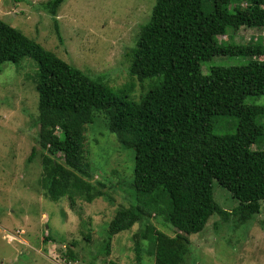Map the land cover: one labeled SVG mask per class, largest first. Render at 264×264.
<instances>
[{
	"label": "trees",
	"instance_id": "trees-1",
	"mask_svg": "<svg viewBox=\"0 0 264 264\" xmlns=\"http://www.w3.org/2000/svg\"><path fill=\"white\" fill-rule=\"evenodd\" d=\"M209 1L207 14L202 0H156L129 54L128 76L151 82L138 100L133 84L114 88L105 76L91 78L0 19V71L24 58L37 67L39 185L45 199L112 202L103 184L90 182L84 158V129L94 114L134 152L137 205L116 210L98 254L109 256L115 235L154 215L162 216L174 236L145 223L132 236L136 255L146 240L155 264H183L188 236L202 232L212 215H234L244 223L264 203V106L245 104L264 95V43L233 41L240 29H264V0ZM63 2L50 0L39 9L55 19ZM54 30L61 43L56 24ZM224 37L231 41L218 40ZM227 56L248 63L202 73L204 62ZM219 117L235 119V131L214 134ZM35 154L33 148L29 160ZM213 181L238 202L232 212L213 201Z\"/></svg>",
	"mask_w": 264,
	"mask_h": 264
},
{
	"label": "rangeland",
	"instance_id": "rangeland-1",
	"mask_svg": "<svg viewBox=\"0 0 264 264\" xmlns=\"http://www.w3.org/2000/svg\"><path fill=\"white\" fill-rule=\"evenodd\" d=\"M48 1L0 0V19L91 78L105 76L114 88L133 84L132 96L138 100L151 82L128 76L129 54L156 0H64L55 19L39 9ZM211 11L210 1L202 0V12ZM249 33L240 29L234 43L245 44ZM218 40L231 41L227 37ZM247 63L242 57H215L204 62L201 71L206 75L212 67ZM36 73L30 58L5 63L0 71V264H155L149 242L142 241L136 255L132 236L145 223L174 236L162 216L145 218L115 235L110 255L98 254L116 210L136 206L138 197L132 187L134 152L108 132L102 115L94 114L92 125L85 126L84 158L90 166V182L97 188L103 184L112 202L97 199L88 204L76 197L73 204L67 197L57 202L43 197ZM245 104L264 106V95L248 97ZM235 126V119L219 117L213 133L234 132ZM33 148L36 154L29 160ZM212 198L223 211L238 207L216 181ZM46 236L50 240L43 242ZM188 240L190 251L183 264H264V203L259 214L244 223L238 216L222 219L214 214L203 231Z\"/></svg>",
	"mask_w": 264,
	"mask_h": 264
},
{
	"label": "built area",
	"instance_id": "built-area-1",
	"mask_svg": "<svg viewBox=\"0 0 264 264\" xmlns=\"http://www.w3.org/2000/svg\"><path fill=\"white\" fill-rule=\"evenodd\" d=\"M249 32V39L251 38L256 41L257 39L264 38V29H250Z\"/></svg>",
	"mask_w": 264,
	"mask_h": 264
}]
</instances>
